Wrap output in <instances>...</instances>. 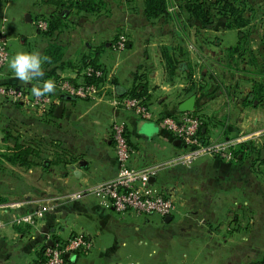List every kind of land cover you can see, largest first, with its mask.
Here are the masks:
<instances>
[{"label": "crops", "instance_id": "obj_1", "mask_svg": "<svg viewBox=\"0 0 264 264\" xmlns=\"http://www.w3.org/2000/svg\"><path fill=\"white\" fill-rule=\"evenodd\" d=\"M168 1V10L178 12L177 1L182 0ZM102 2L96 11L76 13L56 0H0V28L10 43L20 41L23 46L30 39L28 52L45 56L54 39L62 54L57 63L61 69H56L59 76L73 77L71 66L82 57L106 75L101 95L94 100L62 98L67 95L56 90L49 93L57 101L42 117L0 100V264H34L43 245L78 233L92 240V248L76 255L72 264H263L264 172H251L240 156L235 162L209 156L189 165L174 162L185 148L174 143L160 121L179 114L181 102L195 95L193 112L202 119L201 137L206 141L241 136L248 127L264 128V107L245 103L251 86L247 77L223 70L218 61L226 48L236 45L238 30L219 15L201 28L197 20L179 13L180 26L149 19L143 0ZM249 2L255 15L249 47L259 53L264 46V0ZM60 11H66L65 25L54 35L36 29L37 18ZM119 35L127 37V47L113 52L110 43ZM198 45L210 57L197 54ZM164 50L172 58V68L166 66ZM9 61L0 70V84L31 89L42 84L16 79ZM199 63L206 64L207 71L196 76ZM51 67L42 64L44 72ZM234 81L237 94L230 98L240 99L219 118L221 110H209L225 98V83ZM134 90L146 98L152 120L113 103ZM61 102L63 109L55 115ZM113 121L125 126L134 150L131 166L164 164L151 183L182 202L169 220L157 214L121 215L91 194L66 198L116 175ZM80 160L86 162L82 167ZM21 217L32 221L15 222Z\"/></svg>", "mask_w": 264, "mask_h": 264}, {"label": "built area", "instance_id": "obj_2", "mask_svg": "<svg viewBox=\"0 0 264 264\" xmlns=\"http://www.w3.org/2000/svg\"><path fill=\"white\" fill-rule=\"evenodd\" d=\"M34 25L37 30L44 31L48 23L45 19L38 18ZM127 43V37L119 35L112 40L109 48L113 52H121L126 49ZM9 58V37L2 27L0 28V70L8 63ZM74 72L73 77L60 76L54 81L55 90L58 93L84 100H94L101 95L106 77L101 68L88 64ZM0 100L19 106L26 114L42 117L50 113L57 97L49 93L36 97L29 87L0 84ZM113 103L142 119L152 120L154 118L145 98L127 95L114 98ZM160 121L170 135L179 139L185 148V152L173 160L184 165H189L203 156L231 160L234 158L236 145L245 141L244 137L240 136L222 141H205L200 135L202 119L193 111L166 115L161 117ZM110 135L118 162L116 175L95 185L68 193L66 198L80 199L91 194L100 205L111 206L116 213L121 215L157 214L162 218L175 215L182 207V202L176 199L169 190L155 189L149 181L150 177L154 176L164 164L143 168L131 166L129 162L134 150L127 140L123 123L113 121L110 126ZM21 221H32V219L30 217L15 219L17 223ZM91 248V239L84 234H73L67 239L55 240L51 244L43 245L34 264H72L76 255L87 254ZM66 254H68L67 257Z\"/></svg>", "mask_w": 264, "mask_h": 264}, {"label": "trees", "instance_id": "obj_3", "mask_svg": "<svg viewBox=\"0 0 264 264\" xmlns=\"http://www.w3.org/2000/svg\"><path fill=\"white\" fill-rule=\"evenodd\" d=\"M59 5L68 11L79 12H92L96 11L103 0H56ZM144 14L153 20L164 19L165 21H174L181 26L180 14L184 13L187 18L197 20L200 23L201 28H207L212 24L214 17L223 16L226 18V24L228 27H233L238 30V41L236 45L228 47L222 54V57L218 60L222 61L223 70L229 73H241L245 75L251 83L250 90L245 95V103L250 106H262L264 107V46L262 51L255 53L249 47L251 38V23L255 17L254 9L252 8L249 0H182L177 1V11H169L170 3L168 0H143ZM66 12V11H65ZM65 12H56L48 17H39L45 19L48 23L47 29L39 31L43 35L51 37L56 31L64 27ZM180 13V14H179ZM38 19V18H37ZM163 57L166 61L167 68L173 67L172 58L162 51ZM258 55L260 56V62H258ZM45 56L50 57L51 62H45L46 65L51 66L49 71L44 72V75L38 82L51 79L57 80L60 76L57 74L56 69H61V65H58L62 54L60 53V47L58 43L53 39L50 47L47 49ZM94 65L92 61L86 62L85 57L81 58V61L71 66L74 70H79L86 65ZM249 65L250 68L245 67ZM183 68L186 70L188 66L183 64ZM74 70V71H75ZM191 71V70H190ZM192 72L189 73L191 77ZM225 78V76H222ZM225 81V79L223 80ZM230 81V80H229ZM238 84L234 81L232 84L228 83L224 86V92L227 97H236ZM240 92V91H239ZM131 96L144 97L139 91L134 90L129 92ZM146 99V98H145ZM202 129V128H201ZM202 130L200 135H202ZM204 139V138H202ZM206 141V140H205ZM252 146V145H251ZM253 149L246 145H242L234 150V157L237 160L240 156L252 158L251 151ZM264 164V158L261 159V155L257 154V159ZM1 202V201H0ZM40 252L37 253L36 259L39 257Z\"/></svg>", "mask_w": 264, "mask_h": 264}, {"label": "rangeland", "instance_id": "obj_4", "mask_svg": "<svg viewBox=\"0 0 264 264\" xmlns=\"http://www.w3.org/2000/svg\"><path fill=\"white\" fill-rule=\"evenodd\" d=\"M27 41L28 42H26L23 46L21 45L20 41H12L11 43L9 41L10 59H12V57L14 56L15 53H17L21 50L28 51L27 47L31 44V42H30V39H28ZM196 49H197V54H199L200 56H202V57L209 56L210 57V53L208 51H206L205 48H203V47L201 48L200 46L199 47L196 46ZM192 50H193V52H195L194 51L195 48L192 47ZM199 64H200V66H199ZM199 64L196 65L197 66V68H196L197 75L196 76H200L199 73L201 70L205 69L207 71V69L204 67L206 64H203V63L202 64L199 63ZM225 84L227 85V83H225ZM239 99L240 98H237L235 100V99H231V98L225 96V98H223L222 100H218L217 102L213 103L212 107L210 108L209 111L213 110V113H215V112H218L219 110H221L220 111L221 113L217 114V116H219V118H220V115L225 114L227 112V110L230 111V109L232 107H234V103H236V101H238ZM260 129H261V127H259V126L254 127V128L248 127L245 131H243L240 134L241 135L240 137H244V139H245L244 143L236 145V148H235V149H237L238 147H240L242 145L243 146L246 145L247 148L251 147L253 149L251 151L252 158L244 157V159H243L244 160L243 165L246 168L250 167V170L253 173L264 172V164H262L259 160H256L257 154L259 153L261 155V150L264 149V128L261 130ZM227 139H230V138H227ZM222 140H226V138H222V139L217 140V141H222ZM262 157L264 158V156H262ZM263 158H261V159H263ZM216 159H219V160L224 161V162H235L236 161L235 157L231 160H225L223 158H216ZM147 216H149V215H140L138 217H147ZM153 216L157 217V215H153ZM90 252H91V250H90Z\"/></svg>", "mask_w": 264, "mask_h": 264}, {"label": "clouds", "instance_id": "obj_5", "mask_svg": "<svg viewBox=\"0 0 264 264\" xmlns=\"http://www.w3.org/2000/svg\"><path fill=\"white\" fill-rule=\"evenodd\" d=\"M50 63V57L42 56L39 52L21 50L14 54L9 61V68L15 73V78L23 83L39 80L43 77L42 64ZM55 82L51 79L43 80L42 84L32 87V94L36 97L44 96L55 91Z\"/></svg>", "mask_w": 264, "mask_h": 264}, {"label": "water", "instance_id": "obj_6", "mask_svg": "<svg viewBox=\"0 0 264 264\" xmlns=\"http://www.w3.org/2000/svg\"><path fill=\"white\" fill-rule=\"evenodd\" d=\"M71 97H72V96H71ZM62 98H70V96H69V95H67V96H62ZM194 106H195V95H191V96H189L188 98H186L183 102H181V104L179 105V110H180L181 112L193 111V110H194ZM62 109H63V105H62V102H61V103H59V104L55 107V109H54V114H55V115H58V114L62 111ZM174 143H175V144H178V145H181V141H180L179 139H177V138H175ZM262 156H264V149L261 150V158H263ZM85 163H86V162H84V160H80V161L78 162V165L82 167L83 165H85ZM81 167H79V169H80ZM79 169L76 170V171L78 172ZM78 173H79V172H78ZM152 180H153V176L150 177V180H149L150 183L152 182ZM170 217H171V216H166V217H165V220H169ZM65 256L67 257L68 254H66ZM260 264H262V263H260Z\"/></svg>", "mask_w": 264, "mask_h": 264}]
</instances>
